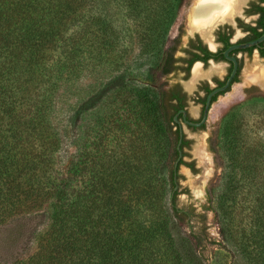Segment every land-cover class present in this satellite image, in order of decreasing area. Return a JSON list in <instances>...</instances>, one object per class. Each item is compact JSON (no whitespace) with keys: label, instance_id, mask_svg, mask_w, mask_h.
Returning <instances> with one entry per match:
<instances>
[{"label":"trees","instance_id":"16d2710c","mask_svg":"<svg viewBox=\"0 0 264 264\" xmlns=\"http://www.w3.org/2000/svg\"><path fill=\"white\" fill-rule=\"evenodd\" d=\"M182 1L0 0V227L44 195L54 199L38 250L11 264L200 263L205 238L192 231L193 212L176 205L179 139L159 90L173 63L166 40ZM115 10H124L121 26ZM135 40L156 63L147 75L154 90L119 96V116L110 124L126 136L127 148L115 137L96 138L67 177L55 176L60 140L49 113L58 87L94 55L122 66ZM221 130L232 169L216 206L225 241L243 264H264V156L246 153L232 114ZM184 226L190 233L179 230Z\"/></svg>","mask_w":264,"mask_h":264},{"label":"rangeland","instance_id":"374dc122","mask_svg":"<svg viewBox=\"0 0 264 264\" xmlns=\"http://www.w3.org/2000/svg\"><path fill=\"white\" fill-rule=\"evenodd\" d=\"M198 1L189 0L184 3L169 31L170 38L176 35L178 28L182 30L180 34L183 33L182 45H179L176 55L187 40V34L184 33H189L190 25L196 27L192 22V10ZM238 3L237 1L236 6ZM115 14L117 25L124 24V10H115ZM127 27L132 29L134 26L128 21ZM136 42L135 40L132 43V53L127 55L129 58L122 66L112 58L100 63L94 55V58L88 57V63H85L81 73L58 87L49 113L50 125L60 140L53 160L55 176L67 177L71 165L77 161L81 152L91 151L96 138H104L109 142L107 140L115 137L119 139L120 148H127L126 136L121 137L118 129L114 130V125L110 124L119 116L114 114L121 104L119 96L128 91L142 93L143 86L145 90H154L153 86L150 87L147 75L156 63V56L143 55ZM257 63L256 59L249 62L246 60L243 70L252 72L259 66L258 70L264 67V60ZM131 78L133 80L129 81ZM192 78L188 83H191ZM161 81L170 82L171 77ZM251 88L253 87H246ZM243 90L240 81L239 85H235L228 94L220 98L218 105L222 101L220 106L224 107L221 115L217 117L214 110V118H217L210 119L204 129L193 133L185 129L190 139V149L187 150L189 155L184 156V160L193 163L195 168L187 173L188 166L180 165L176 205L180 209L193 212L192 231L203 234L205 238L203 247L197 251L198 257L200 256L198 264H243L238 251L232 244L226 243L224 226L216 211L232 170L230 155L221 140L220 120L229 114L235 116L243 130L246 153L252 157L251 151L254 150L264 156V89L258 87L256 91L246 94ZM236 91L241 96L236 95L228 101ZM228 96L230 97L227 98ZM100 117L104 118L101 128L96 124ZM99 135L101 136L97 137ZM109 146L112 147V143ZM158 183L164 184L162 177ZM53 202L51 195H44L33 210L0 227V264L26 261L36 253L40 241L51 228ZM179 230L185 235L190 233L187 226Z\"/></svg>","mask_w":264,"mask_h":264},{"label":"flooded vegetation","instance_id":"af4514ba","mask_svg":"<svg viewBox=\"0 0 264 264\" xmlns=\"http://www.w3.org/2000/svg\"><path fill=\"white\" fill-rule=\"evenodd\" d=\"M186 1L189 0H183L179 6L176 18ZM238 2L235 12L230 17L218 16L213 23L206 25L203 29L190 25L191 30L189 33L188 31L184 33V35L187 34V40L179 48L178 55L176 52L179 45H182L183 33L180 34L182 30L178 28L179 31L177 29L176 35L172 38L168 34L166 47L172 51L169 54L172 55L173 63L169 65L171 70L168 74H164L161 80L171 77V81H165V83L161 81L163 85L159 88L157 84V87L160 92H164L163 100L167 119L175 136L179 139L175 168L178 162L188 166L189 170L193 171L195 168L193 163L184 160V156L189 155L187 150L190 149V139L185 129L190 133L204 129L210 119L220 116L222 112L215 118L213 113L220 108L222 101L218 105L219 99L228 94L235 85H239L240 81L245 94L256 91L259 87L248 84L253 88L246 89L244 74L249 71L243 70V65L246 60L249 62L256 59L257 64L264 60V41L255 47L231 50L227 54L228 58L225 54L229 48L255 41L264 34V0H238ZM229 58L235 60V75L224 91L212 95L207 107L210 94L224 87L231 76L234 62ZM195 68L199 69V73L194 78ZM257 68L253 71L259 73L262 67L259 70ZM191 77L193 80L188 83ZM223 119L224 117L220 121L222 122ZM179 168L180 165L176 175L179 173ZM175 184L177 200L179 188L177 179Z\"/></svg>","mask_w":264,"mask_h":264},{"label":"bare ground","instance_id":"6f19581e","mask_svg":"<svg viewBox=\"0 0 264 264\" xmlns=\"http://www.w3.org/2000/svg\"><path fill=\"white\" fill-rule=\"evenodd\" d=\"M238 0H199L196 7L192 10V22L196 25V28L203 29L206 25L213 23L218 16L221 18L230 17L235 12V6ZM255 71V70H254ZM245 73V84H254L264 89V67L257 72ZM199 69L195 68L193 71V77L198 75ZM241 96L239 91H236L228 101L235 96ZM224 107L218 108L215 115L218 116ZM200 150H198L199 152Z\"/></svg>","mask_w":264,"mask_h":264},{"label":"water","instance_id":"95a60500","mask_svg":"<svg viewBox=\"0 0 264 264\" xmlns=\"http://www.w3.org/2000/svg\"><path fill=\"white\" fill-rule=\"evenodd\" d=\"M263 41H264V34H263L260 38H258L257 40H255V41H251V42L246 43V44H243V45H237V46H233V47L229 48V49L227 50V52H226L225 55H226V57H227L228 52L231 51V50H234V49H247V48H250V47L258 46V45H259L260 43H262ZM227 58H228V57H227ZM229 59H230V58H229ZM230 60L234 62V69H233V71H232V73H231V76H230V78H229L227 84H226L224 87H222V88H220V89H217V90H215L213 93L210 94V96H209V98H208V102H207V107L209 106V101H210V98L212 97V95H214V94L217 93V92L224 91V90L228 87V85H229L231 79H232V78L234 77V75H235V72H236V63H235V60H234V59H230ZM244 85H245V86H248V84H245V82H244ZM184 169H186V168H184ZM187 173H190L189 169H187Z\"/></svg>","mask_w":264,"mask_h":264}]
</instances>
